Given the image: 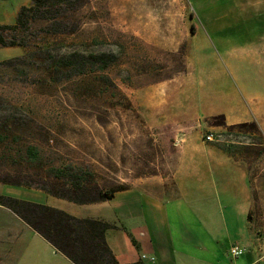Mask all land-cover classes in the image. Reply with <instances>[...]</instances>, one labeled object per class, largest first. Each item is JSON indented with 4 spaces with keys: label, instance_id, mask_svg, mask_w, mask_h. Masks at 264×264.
I'll use <instances>...</instances> for the list:
<instances>
[{
    "label": "rangeland",
    "instance_id": "obj_1",
    "mask_svg": "<svg viewBox=\"0 0 264 264\" xmlns=\"http://www.w3.org/2000/svg\"><path fill=\"white\" fill-rule=\"evenodd\" d=\"M29 5L0 0V25L14 24ZM44 24L33 25L27 48L0 47V62L23 58L0 67V126L8 128L0 131V177L25 170L47 175L51 167L73 165L89 167L103 186L169 189L179 125L200 122L191 131L245 163L250 182L263 186L264 104L258 119L228 125L224 116L239 115L236 103L245 102L244 118L251 119L250 104L264 103V0H87L72 19L76 32L47 35ZM74 51L105 53L113 63L55 80L47 66ZM162 103L178 109H160ZM29 145L40 151L35 166L25 161ZM18 188L0 184V195L83 212L82 206ZM0 264L71 263L0 206Z\"/></svg>",
    "mask_w": 264,
    "mask_h": 264
},
{
    "label": "crops",
    "instance_id": "obj_2",
    "mask_svg": "<svg viewBox=\"0 0 264 264\" xmlns=\"http://www.w3.org/2000/svg\"><path fill=\"white\" fill-rule=\"evenodd\" d=\"M247 104L236 103L239 115L232 118L225 114L226 123L258 119L264 103L250 104L251 119L244 118L249 109ZM148 106L159 109L156 105ZM159 106L163 109L169 105ZM168 108L178 109L177 105ZM196 123L200 125L181 122L176 132L177 161L172 187L160 191L150 183L133 186L116 193L109 201L79 205L84 208L81 213H68L112 224L114 228L107 230L106 242L120 264H136L141 255L155 259L142 264L264 261V184L256 188V180L250 182L245 163L235 162L223 151L206 144L195 130L199 128ZM253 192L259 194L256 199ZM206 203H210L208 211ZM235 245L244 249V255L237 259L229 254ZM246 249L251 250L248 256Z\"/></svg>",
    "mask_w": 264,
    "mask_h": 264
},
{
    "label": "trees",
    "instance_id": "obj_3",
    "mask_svg": "<svg viewBox=\"0 0 264 264\" xmlns=\"http://www.w3.org/2000/svg\"><path fill=\"white\" fill-rule=\"evenodd\" d=\"M86 1L30 0L29 6H22L18 11L14 24L0 25V47L27 48L32 27L36 23H45L41 30L47 35L76 32L78 25L72 24V19ZM111 58L105 53L84 55L74 51L53 58L47 69L55 80H58L59 74L71 79L107 69L113 63ZM22 60V57L4 60L0 62V67L11 68ZM4 111L5 107L0 105V113ZM220 119L224 121L223 117ZM221 125L225 126L224 123ZM1 129L8 130L5 124L0 126ZM4 141L5 137L0 132V146ZM24 157L26 163L34 166L41 160L40 151L33 145L25 148ZM86 168L60 165L51 167L47 175L18 171L14 177H0V184L35 189L75 205L106 202L113 199L116 193L130 188L125 184L103 186L96 180L94 171ZM0 206L8 209L72 264H120L106 242V232L114 228L112 224L97 219L77 218L57 208L4 195H0Z\"/></svg>",
    "mask_w": 264,
    "mask_h": 264
},
{
    "label": "built area",
    "instance_id": "obj_4",
    "mask_svg": "<svg viewBox=\"0 0 264 264\" xmlns=\"http://www.w3.org/2000/svg\"><path fill=\"white\" fill-rule=\"evenodd\" d=\"M206 141L212 142L213 141V135H208L206 138ZM243 253V250L238 247L237 245L233 246L229 250V254L233 259H237L239 256H241ZM155 259L153 257H147L146 255L140 256V262L149 261L153 262Z\"/></svg>",
    "mask_w": 264,
    "mask_h": 264
}]
</instances>
